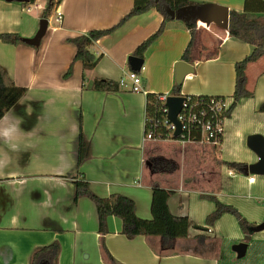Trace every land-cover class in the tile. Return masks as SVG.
I'll return each instance as SVG.
<instances>
[{
    "label": "crops",
    "instance_id": "crops-1",
    "mask_svg": "<svg viewBox=\"0 0 264 264\" xmlns=\"http://www.w3.org/2000/svg\"><path fill=\"white\" fill-rule=\"evenodd\" d=\"M48 1L30 4L0 0V35L32 39L41 20H48L47 33L38 49L26 43L0 41V67L17 86L27 89L0 120V129L22 120L14 138L0 136V264H30L37 249L54 242L60 246L58 264H111L103 243L118 264H221L219 255L227 252L224 242H241L244 238L223 234L224 214L214 225L207 223L216 209L209 196L243 210L250 219L264 217V213H251L234 197L236 191L255 190L257 178L262 176H254L255 182L249 184L248 176L242 172L236 176V171L227 167L230 160L222 157L233 133L240 141L246 139V145L248 136H264V112L260 111L264 104V56L246 70V89L253 96L240 99L228 114L217 155L225 162L221 174L200 169L189 176L181 174L178 179L174 175L179 169L169 168L177 150L166 145L170 142L144 140L147 95H171L176 85L175 65L184 61L190 45L191 62H185L193 65L194 73L185 76L181 95L221 96L232 104L237 86L235 65L251 54L253 46L231 37L229 30L214 24L202 26L194 20L197 28L192 34L183 17L176 16L165 23L162 34L145 52L140 74L145 93H134L128 74L137 71H132L128 59L161 28L164 19L153 9L91 45L90 51L99 58L93 70L84 71L82 62L76 61L72 76L63 79L76 55V47L67 40L118 25L133 9L135 0H61L50 16L43 18ZM195 1L222 5L229 12L245 10V0ZM58 12L62 14L61 23L56 21ZM262 17L264 13H249V18ZM97 79L119 84L124 79L127 86L120 84L118 92L95 91L92 84ZM80 124L86 142L81 166ZM184 149L180 150L182 154ZM257 161L253 156L235 163L247 166ZM74 179L87 181L101 198L119 194L132 199L136 215L144 220L153 218L154 190L171 192L169 210L174 216L188 218V237L176 240L173 249L166 251L160 237L125 236L123 222L116 216L107 218L108 232L101 235L94 202L87 197L74 202ZM201 181H215L214 187L198 189ZM248 219L249 224L258 223ZM225 256L234 259L229 253Z\"/></svg>",
    "mask_w": 264,
    "mask_h": 264
},
{
    "label": "trees",
    "instance_id": "trees-1",
    "mask_svg": "<svg viewBox=\"0 0 264 264\" xmlns=\"http://www.w3.org/2000/svg\"><path fill=\"white\" fill-rule=\"evenodd\" d=\"M36 1L38 0H31L30 2L33 4ZM60 1L61 0H49L43 13V18H48L53 7L56 4H59ZM204 5L206 4L195 0H135L133 9L118 25L107 30L89 31L87 34L67 40V42L76 47V55L68 70L63 74V79H69L72 76L74 62L76 61L82 62L84 71L93 70L99 63V58H96L90 51L91 45L103 37L111 35L116 29L124 25L131 18L154 9L164 19L161 28L153 36L143 42L132 54V57L144 60L145 52L157 37L162 34L165 28V23L172 20V12H175L177 17L178 15L183 17L181 20L184 21L186 28L193 34V31L197 28V24L193 20L185 18L183 14L190 9ZM23 6H28V4H23ZM256 6H258V8ZM250 7L253 8L251 9ZM252 11L264 13V0H245L244 12L231 10L229 13V35L253 46L251 54L235 65L237 86L236 91L232 96L233 102L230 106L229 114L236 107V104L240 99L253 96V94L246 89V70L249 64L259 61L264 56V17L254 19L249 18V13ZM200 24L205 26L203 23ZM0 41L11 45L25 44L23 39L17 34H2L0 35ZM36 49H38V47ZM189 52L190 45L184 53V61L191 62L188 56ZM136 73L141 74V70ZM120 88L121 86L118 82L107 79H97L92 84V89L100 92H118L120 91ZM181 88V86L175 85L171 95L182 96ZM26 92V88L17 86L9 78L6 71L0 67V120L23 98V96H25ZM260 111L264 112V104L261 106ZM160 116V103L157 100V96L148 94L146 119L158 118ZM85 150L86 142L83 136L82 125L80 124L79 166L84 162ZM244 166L245 165L243 164L235 162L227 163V167L230 170H234L240 174L241 169ZM73 184L75 187L74 202H77L82 197H87L94 202L98 215L99 232L103 236L108 232L107 218L109 216H116L123 222L122 233L125 236L128 238H135L138 236L160 237L161 246L163 247V250L166 251L173 249V244L176 240L186 239L188 237L189 220L187 217H179L171 214L168 206V200L171 194L169 191L158 188L154 190L151 204L153 218L151 220H144L136 215L135 202L132 199L119 194H112L108 198H101L92 192L87 181L74 179ZM209 199H211L216 205L215 211L207 218V223L209 225H214L223 214L231 212L239 218L241 230L246 234L248 233L249 223L240 218L237 209L220 203L213 196H209ZM246 237L247 236H245L243 240L247 239ZM102 248L107 260L111 264H118L110 255L104 243L102 244ZM59 253L60 246L57 242H54L48 246L37 249L31 257L30 264H41L42 262L58 264ZM237 260L238 264L243 262L242 259ZM250 264H258V260L254 259Z\"/></svg>",
    "mask_w": 264,
    "mask_h": 264
},
{
    "label": "rangeland",
    "instance_id": "rangeland-1",
    "mask_svg": "<svg viewBox=\"0 0 264 264\" xmlns=\"http://www.w3.org/2000/svg\"><path fill=\"white\" fill-rule=\"evenodd\" d=\"M222 6V5H221ZM34 13H36L34 11ZM33 13V14H34ZM229 142H226L228 144H226V146L224 147V150L222 152V157L225 158L226 160H230V162H237V161H248L249 158L255 156V154L247 147L246 145V139L241 138V141L239 139H237V135L236 134H232V137L228 139ZM174 143L170 142L167 143L166 145L169 147H172L173 149L177 150V153H173L172 157H171V162H170V167L171 170L172 169H179L177 171V173H175L174 177L176 178H180L181 174H185L186 176L195 174L196 171L203 169L205 170H212L213 173L217 172L219 174H221V165L222 163H225L223 160H219L217 158L216 152L214 150L211 149H201L200 147H196V146H187V150L184 149L185 153L182 154L180 152V150L182 149L181 145H173ZM172 145V146H171ZM192 147V148H191ZM197 148V149H196ZM186 151H188V154L186 155ZM183 155V156H182ZM225 169V168H224ZM224 172V170L222 171ZM225 173V172H224ZM237 175H241L240 173H236ZM188 175V176H189ZM224 177L226 178L227 175H224ZM256 177V176H255ZM173 181H175V179ZM187 184H189L190 182L186 181ZM215 183V181L212 184H208L205 181H201L199 184V188L201 190H206L208 188H212L214 187L213 184ZM194 185H197L194 182ZM201 185V186H200ZM203 185V186H202ZM255 190L249 192L248 189H244L241 191H236V195L234 194V197L237 200V203H239V205L242 204V206H244L248 211H250L251 213H254L256 216L260 213H264V176L262 177H258L257 178V184L255 185ZM209 202V200H206ZM241 212H239V211ZM238 214L240 215L241 219H244L245 221L251 220L250 222H254L256 220V222H258V225H261L262 223H264L263 218H259L256 217V219L254 217H248L247 214H244L243 210L241 209H237ZM223 217V216H222ZM224 220H223V228H222V232H224L223 234H227L229 236H233L234 237H245L244 235H246L247 239L242 240L241 242L247 243L249 244L248 247V251H247V255L245 256V258L242 259V263L240 264H250L251 262H253V260H258V264H264V231L261 232H255L253 229L255 227H257V224H249L248 227V233L244 234L241 231L240 228V223H239V218H237L236 215H234L231 212H226L224 214ZM230 219V220H227ZM253 228V229H252ZM252 229V230H251ZM218 233V232H217ZM215 232V234H217ZM255 233H259V234H255ZM212 235V236H215ZM220 238H222V235H219ZM227 239V237L225 238ZM240 242V240H233V241H225V250H227V252H224V255H219L220 259L222 260L221 264H238L237 263V257L236 254L233 252L232 247L236 244H238ZM240 242V243H241ZM223 248V249H224ZM230 254L232 257H234V259H229L228 257L225 256V254ZM224 256V257H222ZM226 259V260H225ZM225 261V262H224Z\"/></svg>",
    "mask_w": 264,
    "mask_h": 264
},
{
    "label": "built area",
    "instance_id": "built-area-1",
    "mask_svg": "<svg viewBox=\"0 0 264 264\" xmlns=\"http://www.w3.org/2000/svg\"><path fill=\"white\" fill-rule=\"evenodd\" d=\"M30 10V7L27 8V11ZM56 21L58 23L62 21V14L60 12L57 13ZM128 79L131 82V90L134 93H145L143 78L140 74L131 72L128 74ZM120 84L121 86H127L124 79L120 81ZM156 96L160 103L161 116L146 119L144 129L145 142H172L182 147H210L216 154L220 152L225 136V123L231 106V103L225 97L185 96L182 109L177 116V120L181 125V131L179 136L175 137L174 134L177 126L168 118L169 109L166 106L169 95L160 94ZM228 174L235 176L232 171H229ZM247 180L249 184H253L255 177L248 176Z\"/></svg>",
    "mask_w": 264,
    "mask_h": 264
},
{
    "label": "water",
    "instance_id": "water-1",
    "mask_svg": "<svg viewBox=\"0 0 264 264\" xmlns=\"http://www.w3.org/2000/svg\"><path fill=\"white\" fill-rule=\"evenodd\" d=\"M8 2H20V3H30V0H6ZM229 9L225 6H220L217 4H208L198 8L190 9L184 12V17L194 20L199 23H203L206 26L211 24L217 25L218 27L228 30L229 28ZM172 18L176 17L175 12L171 13ZM178 17H180L178 15ZM48 29V20L42 19L40 22V27L35 37L32 39H23V42L34 47H39L42 39L45 37ZM129 65L132 71H140L143 67L144 60L130 56L128 59ZM175 80L176 85L181 86L185 76L194 73L193 65L180 61L175 65ZM185 101V96H168L166 101V106L169 109L168 118L177 126V130L174 134L178 137L181 131V125L177 120V116L182 109L183 102ZM247 147L255 154L258 161L254 164L244 166L241 172L245 175L253 176H264V136L260 134L250 135L247 138ZM253 229V228H252ZM251 229V230H252ZM255 232L264 231V223L258 225L253 229ZM233 252L236 254L237 259H243L247 255L248 244L241 242L232 247ZM41 264H48L47 262H42Z\"/></svg>",
    "mask_w": 264,
    "mask_h": 264
},
{
    "label": "clouds",
    "instance_id": "clouds-1",
    "mask_svg": "<svg viewBox=\"0 0 264 264\" xmlns=\"http://www.w3.org/2000/svg\"><path fill=\"white\" fill-rule=\"evenodd\" d=\"M27 111H28L29 114H31L30 113V108L27 109ZM21 123H22V120L18 119L16 123L10 124L9 126L0 129V136H3L5 138H7V139L14 138L17 135L18 131L20 130L19 125ZM12 147L16 148L17 145L13 144Z\"/></svg>",
    "mask_w": 264,
    "mask_h": 264
}]
</instances>
